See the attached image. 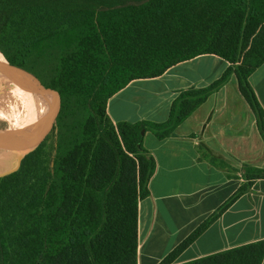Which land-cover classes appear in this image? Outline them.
Listing matches in <instances>:
<instances>
[{"label":"trees","instance_id":"16d2710c","mask_svg":"<svg viewBox=\"0 0 264 264\" xmlns=\"http://www.w3.org/2000/svg\"><path fill=\"white\" fill-rule=\"evenodd\" d=\"M0 52L54 67L73 94L56 131L0 176V264H138L139 203L156 168L145 134L173 135L232 75L264 139L249 82L264 63V0H0ZM204 54L229 65L209 85L180 90L166 121L111 119L108 100L132 80ZM16 79L28 95H58L41 77ZM244 176L251 187L264 169L247 166ZM240 192L158 264H176ZM177 264H264V239Z\"/></svg>","mask_w":264,"mask_h":264},{"label":"crops","instance_id":"0c3cea01","mask_svg":"<svg viewBox=\"0 0 264 264\" xmlns=\"http://www.w3.org/2000/svg\"><path fill=\"white\" fill-rule=\"evenodd\" d=\"M228 65L216 55L204 54L177 63L158 77L132 80L108 100V114L114 122H164L180 90L209 85ZM249 82L264 108V63L250 74ZM144 144L156 168L149 181L150 195L139 203L138 264H158L240 189L175 263L264 239V178L243 188L247 166L264 169V139L235 75L173 135L158 139L147 131ZM147 201L154 216L144 227L142 209ZM166 244H172L169 251H164Z\"/></svg>","mask_w":264,"mask_h":264},{"label":"water","instance_id":"95a60500","mask_svg":"<svg viewBox=\"0 0 264 264\" xmlns=\"http://www.w3.org/2000/svg\"><path fill=\"white\" fill-rule=\"evenodd\" d=\"M8 75L41 77L58 86V95L54 105L45 110L38 118L21 127L0 126V149H28L31 151L55 132L59 124L66 118L73 102L72 90L62 73L54 67L40 62L10 63L4 57V61H0V77ZM22 158L23 156L17 167L0 174V176L16 171Z\"/></svg>","mask_w":264,"mask_h":264},{"label":"rangeland","instance_id":"374dc122","mask_svg":"<svg viewBox=\"0 0 264 264\" xmlns=\"http://www.w3.org/2000/svg\"><path fill=\"white\" fill-rule=\"evenodd\" d=\"M2 82L3 78L0 80V126L14 128L25 126L52 107L55 103L54 100L56 101L54 93L49 89L45 92L38 91L36 99L30 103L27 99V91L11 84L2 86ZM143 145L145 147L144 143ZM28 151V149H0V174L17 167L21 157ZM150 205V201H147L142 209L144 227L154 216L153 213L148 212ZM146 233H150V236H152L150 229ZM171 246L172 244H166L164 251H169Z\"/></svg>","mask_w":264,"mask_h":264},{"label":"bare ground","instance_id":"6f19581e","mask_svg":"<svg viewBox=\"0 0 264 264\" xmlns=\"http://www.w3.org/2000/svg\"><path fill=\"white\" fill-rule=\"evenodd\" d=\"M0 61H4V57L2 55V53L0 52ZM3 78V82H2V86L4 84H11V85H14L15 87H18L17 85V79H16V76H3V77H0V80ZM27 99L29 100V102H33L34 99H36V97L32 96V95H28L27 96ZM39 117V116H38ZM37 117V118H38Z\"/></svg>","mask_w":264,"mask_h":264}]
</instances>
